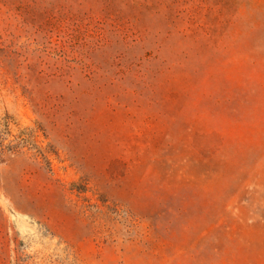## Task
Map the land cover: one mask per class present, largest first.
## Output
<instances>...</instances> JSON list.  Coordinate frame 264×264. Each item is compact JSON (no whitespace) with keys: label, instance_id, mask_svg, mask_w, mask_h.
Returning <instances> with one entry per match:
<instances>
[{"label":"rangeland","instance_id":"rangeland-1","mask_svg":"<svg viewBox=\"0 0 264 264\" xmlns=\"http://www.w3.org/2000/svg\"><path fill=\"white\" fill-rule=\"evenodd\" d=\"M0 264H264V0H0Z\"/></svg>","mask_w":264,"mask_h":264},{"label":"trees","instance_id":"trees-1","mask_svg":"<svg viewBox=\"0 0 264 264\" xmlns=\"http://www.w3.org/2000/svg\"><path fill=\"white\" fill-rule=\"evenodd\" d=\"M19 138L21 139L22 137H19ZM4 142H5V140L1 142V146H4V145H3V144H4Z\"/></svg>","mask_w":264,"mask_h":264}]
</instances>
